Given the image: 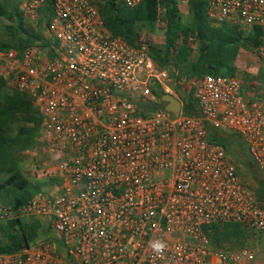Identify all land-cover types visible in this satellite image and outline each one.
Returning a JSON list of instances; mask_svg holds the SVG:
<instances>
[{
    "label": "built area",
    "instance_id": "1",
    "mask_svg": "<svg viewBox=\"0 0 264 264\" xmlns=\"http://www.w3.org/2000/svg\"><path fill=\"white\" fill-rule=\"evenodd\" d=\"M17 1L47 44L1 51L0 78L41 117L27 169L48 189L18 209L0 201V222L38 220L47 234L0 264H252L250 249L215 248L205 232L238 223L264 235V204L207 126L239 136L264 172V98L236 75H205L189 115L148 44L113 37L91 0ZM203 1L215 24L258 28L264 61V0ZM164 94L181 102L178 117Z\"/></svg>",
    "mask_w": 264,
    "mask_h": 264
},
{
    "label": "trees",
    "instance_id": "2",
    "mask_svg": "<svg viewBox=\"0 0 264 264\" xmlns=\"http://www.w3.org/2000/svg\"><path fill=\"white\" fill-rule=\"evenodd\" d=\"M188 6L191 18L186 24L176 0H143L134 8L126 7L122 0H99L98 10L107 31L130 46L139 42V24H159L164 31V44H148L149 55L161 69H169L172 77L176 70L186 79L235 76L240 52L257 50L260 30L254 27L245 32L237 25L215 24L207 15L203 0H194ZM0 19L6 21L8 34L7 40H0V52L47 44L42 34L44 26H26L17 0H0ZM258 77L261 92L256 97L264 98V71ZM154 94L160 97L158 91L154 90ZM195 106V99L184 101V111L189 115L196 113ZM40 123L41 117L28 98L8 90L0 78V201L14 209L25 205L42 186L25 177L20 159L22 152L34 146ZM207 134L212 142L226 148L236 166L245 169L254 183L257 201L264 204V172L256 168L241 138L210 126ZM249 231L254 232L238 223H213L205 227L211 245L227 251L243 249L250 238ZM45 234L38 220L0 222V254L20 252Z\"/></svg>",
    "mask_w": 264,
    "mask_h": 264
},
{
    "label": "rangeland",
    "instance_id": "3",
    "mask_svg": "<svg viewBox=\"0 0 264 264\" xmlns=\"http://www.w3.org/2000/svg\"><path fill=\"white\" fill-rule=\"evenodd\" d=\"M91 1L98 9L99 0H91ZM188 8L189 6L180 7L179 9L182 17V22L185 24L188 23L191 18ZM5 24H7L6 21L0 19V40L2 41L7 40L8 37V34L5 33L6 31ZM25 24L26 26H29L26 21ZM217 25H221V24H217ZM243 30L245 32H249L251 29L243 28ZM138 32H139L140 42H146L147 44L152 46H161L164 44V31L160 28L159 24H155L152 26H147L146 24H139ZM193 55H195L194 52ZM236 66L238 70L236 76L240 78L245 84L246 92L249 93L250 96L258 95L261 92L259 90L260 83H259L258 74L264 71V61H262L258 57L256 50L255 51L242 50L237 58ZM165 70L169 72L171 83L174 86L176 94L181 96L183 100L190 99L194 101L196 90L200 83L201 78L186 79L185 77L182 76V72L180 70H176L174 77H172L170 75V70L169 69H165ZM29 153H30L29 149L22 152L20 154V159H21V170L25 175V177H27L30 180V173L28 172L27 169V164H28L27 162L30 155ZM237 171L242 183L246 185L252 192H254V187H255L254 183L252 182L250 176H248L245 169L243 167H238ZM44 188H45L44 186H41L40 189H44ZM45 189L48 188L46 187ZM42 231L46 232L47 234L45 222L42 223ZM249 233H250V238L244 244V248L250 249L254 253L255 259L252 264H264V235L256 234L251 231H249ZM229 250H240V249L232 248Z\"/></svg>",
    "mask_w": 264,
    "mask_h": 264
},
{
    "label": "water",
    "instance_id": "4",
    "mask_svg": "<svg viewBox=\"0 0 264 264\" xmlns=\"http://www.w3.org/2000/svg\"><path fill=\"white\" fill-rule=\"evenodd\" d=\"M161 102L164 104V109L170 112L174 117H178L181 110V102L169 94L161 96Z\"/></svg>",
    "mask_w": 264,
    "mask_h": 264
},
{
    "label": "clouds",
    "instance_id": "5",
    "mask_svg": "<svg viewBox=\"0 0 264 264\" xmlns=\"http://www.w3.org/2000/svg\"><path fill=\"white\" fill-rule=\"evenodd\" d=\"M150 247L157 255H161L167 248V244L162 240H155L151 242Z\"/></svg>",
    "mask_w": 264,
    "mask_h": 264
}]
</instances>
